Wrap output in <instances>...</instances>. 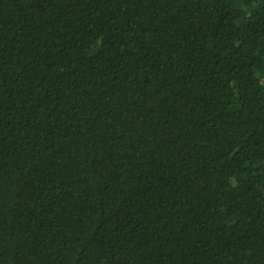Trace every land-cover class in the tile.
<instances>
[{
	"label": "trees",
	"instance_id": "obj_1",
	"mask_svg": "<svg viewBox=\"0 0 264 264\" xmlns=\"http://www.w3.org/2000/svg\"><path fill=\"white\" fill-rule=\"evenodd\" d=\"M0 264H264V0H0Z\"/></svg>",
	"mask_w": 264,
	"mask_h": 264
}]
</instances>
